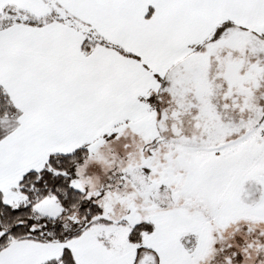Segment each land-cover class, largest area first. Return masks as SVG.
<instances>
[{
    "label": "snow or ice",
    "instance_id": "6c2138e0",
    "mask_svg": "<svg viewBox=\"0 0 264 264\" xmlns=\"http://www.w3.org/2000/svg\"><path fill=\"white\" fill-rule=\"evenodd\" d=\"M0 264H264V0H0Z\"/></svg>",
    "mask_w": 264,
    "mask_h": 264
}]
</instances>
